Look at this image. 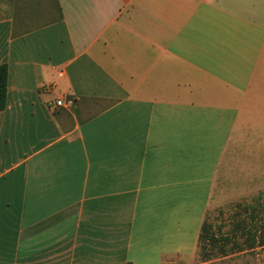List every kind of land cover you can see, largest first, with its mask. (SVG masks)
I'll use <instances>...</instances> for the list:
<instances>
[{
	"label": "crops",
	"instance_id": "obj_1",
	"mask_svg": "<svg viewBox=\"0 0 264 264\" xmlns=\"http://www.w3.org/2000/svg\"><path fill=\"white\" fill-rule=\"evenodd\" d=\"M263 63L264 0H0V264L194 259L264 163Z\"/></svg>",
	"mask_w": 264,
	"mask_h": 264
},
{
	"label": "rangeland",
	"instance_id": "obj_2",
	"mask_svg": "<svg viewBox=\"0 0 264 264\" xmlns=\"http://www.w3.org/2000/svg\"><path fill=\"white\" fill-rule=\"evenodd\" d=\"M260 71L264 81V63ZM229 185L227 192L214 196L206 212L209 240L216 241L203 243L194 259L175 264H264V163L256 162L252 185L239 186L233 179Z\"/></svg>",
	"mask_w": 264,
	"mask_h": 264
},
{
	"label": "trees",
	"instance_id": "obj_3",
	"mask_svg": "<svg viewBox=\"0 0 264 264\" xmlns=\"http://www.w3.org/2000/svg\"><path fill=\"white\" fill-rule=\"evenodd\" d=\"M7 92H8V66L7 64H2L0 65V112H2L6 108ZM209 231H210V227L205 221L202 226V231L200 234L199 248H205V246H203V243H205L206 241L212 242V243L216 241L215 239L209 240V237H210ZM206 259H207V256H204L205 261ZM128 264H132V263H128Z\"/></svg>",
	"mask_w": 264,
	"mask_h": 264
},
{
	"label": "built area",
	"instance_id": "obj_4",
	"mask_svg": "<svg viewBox=\"0 0 264 264\" xmlns=\"http://www.w3.org/2000/svg\"><path fill=\"white\" fill-rule=\"evenodd\" d=\"M63 75H64V73L62 71L58 72V77H63ZM70 103L71 102H65L63 96H59L58 99L55 102V106L57 108H59V107L67 106Z\"/></svg>",
	"mask_w": 264,
	"mask_h": 264
}]
</instances>
